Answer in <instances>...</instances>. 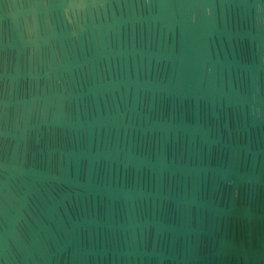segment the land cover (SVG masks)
<instances>
[{
  "label": "water",
  "instance_id": "95a60500",
  "mask_svg": "<svg viewBox=\"0 0 264 264\" xmlns=\"http://www.w3.org/2000/svg\"><path fill=\"white\" fill-rule=\"evenodd\" d=\"M0 264H264V0H0Z\"/></svg>",
  "mask_w": 264,
  "mask_h": 264
}]
</instances>
